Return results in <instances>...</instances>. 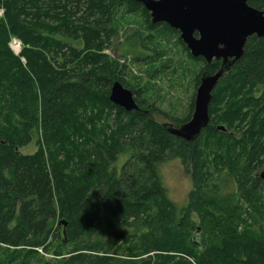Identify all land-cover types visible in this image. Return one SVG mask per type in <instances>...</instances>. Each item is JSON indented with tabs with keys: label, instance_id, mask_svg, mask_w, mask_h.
I'll return each mask as SVG.
<instances>
[{
	"label": "trees",
	"instance_id": "trees-1",
	"mask_svg": "<svg viewBox=\"0 0 264 264\" xmlns=\"http://www.w3.org/2000/svg\"><path fill=\"white\" fill-rule=\"evenodd\" d=\"M249 4L264 12V0ZM126 6L157 27L130 0H0V249L16 256L8 264L16 254L17 264H264V40H248L213 93L211 126L186 142L125 80L122 60L157 57L141 33L119 41ZM13 39L23 45L18 56ZM112 49L120 60L106 54ZM117 81L139 111L111 103ZM223 91L241 100L225 132L213 118ZM193 112L194 101L171 124ZM34 138L36 153L23 155ZM172 161L192 182L181 212L160 174ZM247 222L259 224L257 236L240 232ZM198 228L203 246L194 242ZM55 242V259L38 255Z\"/></svg>",
	"mask_w": 264,
	"mask_h": 264
},
{
	"label": "rangeland",
	"instance_id": "rangeland-1",
	"mask_svg": "<svg viewBox=\"0 0 264 264\" xmlns=\"http://www.w3.org/2000/svg\"><path fill=\"white\" fill-rule=\"evenodd\" d=\"M2 14L3 12L0 11V17H2ZM117 22L121 27L120 38H118L120 42L127 34L136 31L144 37H148V40H146V53L151 56L157 55L155 60L151 59V61L143 63H134L130 59L128 61L122 60L128 65V69L125 70V80L129 87L141 89V100L149 107L154 106L156 111L153 113L152 118L160 123H171L172 118L184 119L188 115L189 105L192 101H195L199 87L198 80L204 67L202 62L186 53L184 46L181 44L180 34L174 33L168 28L169 26L165 25H159L154 27L153 30H149L146 17L141 13L130 11L127 6L119 10ZM10 47L17 56L23 49L22 43L17 39L12 40ZM106 54L113 59L120 60L113 49L106 51ZM219 95H224L221 97V100L224 101H222L221 106L216 107L213 118L216 119L218 125L227 126V124L237 119L232 111L236 105L240 104L241 100L238 95L227 98L224 91ZM245 125H248V123L246 122ZM232 132L238 138L244 134L242 130L236 129V126L233 127ZM251 139L259 142L253 137ZM36 151L37 146L34 138L32 144L21 150V153L23 155H33ZM160 174L164 185L169 191L171 201L181 212L188 204V196L192 190L191 179L185 174L178 161L163 165ZM253 220L248 219V221ZM196 222L198 223L197 220ZM261 223L263 225V222ZM258 227L259 224L247 222L240 229V232L244 233L246 229H249L250 235L257 236L259 233ZM61 231H63L62 227ZM57 246L58 243L55 242L53 249L47 253L42 248H37L36 251L44 259L53 260L55 259L53 251ZM16 255L17 260L14 264L22 260L19 254ZM15 257V250L5 251L4 248L0 249L1 264H8L10 261L12 263Z\"/></svg>",
	"mask_w": 264,
	"mask_h": 264
},
{
	"label": "water",
	"instance_id": "water-1",
	"mask_svg": "<svg viewBox=\"0 0 264 264\" xmlns=\"http://www.w3.org/2000/svg\"><path fill=\"white\" fill-rule=\"evenodd\" d=\"M141 4L149 13L153 26L167 25L179 32L182 43L195 59L208 65L221 62L215 73H202L191 119L184 124H163L170 135L195 143L211 126L210 106L213 93L233 67L245 55L252 37L264 40V12L250 6L251 0H130ZM196 34L198 37H196ZM110 101L127 112L139 111L134 93L120 82L111 88ZM225 132L224 126L218 127ZM264 180V170L260 173ZM62 224L66 225L65 222ZM195 243L203 246L201 229Z\"/></svg>",
	"mask_w": 264,
	"mask_h": 264
},
{
	"label": "flooded vegetation",
	"instance_id": "flooded-vegetation-1",
	"mask_svg": "<svg viewBox=\"0 0 264 264\" xmlns=\"http://www.w3.org/2000/svg\"><path fill=\"white\" fill-rule=\"evenodd\" d=\"M252 1V0H251ZM250 3V2H249ZM196 37H198V35L196 34ZM188 50V49H187ZM189 54H190V52H189ZM199 60L202 62V64H203V66L205 65V64H207L202 58H199ZM216 63H218V65L216 66V70L214 71V73L217 71V70H219L220 69V67H221V62H216L215 60L210 64V65H208V66H212L213 64H216ZM237 64V63H236ZM235 67V66H234ZM234 67H233V69H232V71L234 70ZM204 72H207L206 70H204ZM203 72V73H204ZM213 73V72H212ZM130 90V89H129Z\"/></svg>",
	"mask_w": 264,
	"mask_h": 264
}]
</instances>
